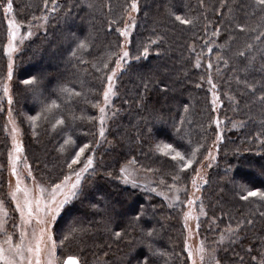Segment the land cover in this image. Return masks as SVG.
<instances>
[{"label":"trees","instance_id":"16d2710c","mask_svg":"<svg viewBox=\"0 0 264 264\" xmlns=\"http://www.w3.org/2000/svg\"><path fill=\"white\" fill-rule=\"evenodd\" d=\"M8 2L0 0L1 166L8 112L40 185L61 183L92 158L53 227L59 263L73 255L80 264H189L181 210L161 195L123 186L121 169L132 164L166 187H188L215 153L201 195L200 239L216 247L219 264H264V201L241 199L264 192V9L255 0H138L101 137L99 108L131 0H11L25 38L14 58L11 103L4 93ZM165 144L174 151H159ZM176 152L194 162L182 171L184 161L171 158Z\"/></svg>","mask_w":264,"mask_h":264},{"label":"snow or ice","instance_id":"6c2138e0","mask_svg":"<svg viewBox=\"0 0 264 264\" xmlns=\"http://www.w3.org/2000/svg\"><path fill=\"white\" fill-rule=\"evenodd\" d=\"M48 0H45V4L47 5ZM255 4L257 6H261L262 9H264V0H255ZM127 10V9H126ZM130 10L131 12H137L138 11V0H131L130 4ZM4 11L6 13H10L12 11V3L11 0H9L8 4L4 7ZM46 20L47 18L44 17ZM131 19V17H130ZM175 20L178 21L180 24H190L191 21L182 18L180 15H175ZM9 28V49H6V52L15 51V48L11 47L12 41L15 39L16 33L19 31V28L15 26L14 22L9 21L8 24ZM120 32L121 36L127 37L129 35V32L127 30V26L124 30L117 29ZM243 31V29H241ZM31 33H29L30 35ZM218 34V33H214ZM261 35H264V33H261ZM259 39V37H257ZM156 41H152V43H155ZM80 49H86L87 45L85 43H80L78 46ZM147 47L144 50V55H147ZM75 54V53H74ZM241 56L244 55L243 52L240 53ZM129 56L128 51H123L122 55L119 56V58L116 61L117 68L121 67V60H124ZM105 68H107V64L104 65ZM196 67H200L199 63L197 62ZM211 67V65H209ZM11 62L9 63V79L11 78ZM116 75V70L113 69L111 71V75L107 77L109 86L107 90L104 92V100L105 105L107 106L110 101L109 97L111 94H114L112 92L113 87V79ZM210 84L212 83L211 79L208 81ZM26 84H33L35 83L34 80H27L25 81ZM199 87V85H197ZM215 87V85H213ZM63 91L68 92L69 94L74 95H80V93H71L69 89H63ZM4 93L5 95L8 94V88L5 85L4 86ZM9 103H11V100H9ZM56 107V104L53 103L49 106L46 110H51V108ZM99 111L101 113L100 122L103 125L105 121L104 113H105V107H100ZM36 118H32L33 123L35 122ZM63 123L62 121H57V124ZM16 129L13 128V138L15 137ZM100 136H104V129L103 127L100 130ZM217 139L219 140L220 137L218 136ZM66 144L71 143V141H66ZM88 147V145H85L84 147L80 148L79 152L76 153L75 158L72 159L71 163H69L68 167L71 169L72 165L77 164L80 160L81 155L84 153L85 149ZM158 150L161 151L163 154L167 155L174 150L171 148L170 145H163L158 146ZM14 152L16 154L22 153V148L19 144L14 143ZM195 155V154H193ZM175 161H184L182 165H180L181 170H185L187 167H190L191 164L194 162V160L191 159H185L184 156H182L179 152H176L175 155L171 157ZM214 159V157H213ZM19 160V156H14L13 153L9 154V163L11 166V175L16 177V183L14 186V189L10 191L9 196L11 198V201L15 204V211L19 213L20 216V223L17 225V228L19 229V242H14L12 235H9L4 225L7 223V218L9 216V212L4 204L3 201H0V235L4 236V240L2 243H0V264H57V260L60 259L56 256L55 249L56 245L52 241V237L50 234V231L48 229V224H50L52 221H55L57 215H59L60 211L64 208V206L71 202L73 198H75L78 194V189L80 186L81 181V173L86 172L88 168L92 166V158L89 157L87 159V163L85 164L84 168L81 169L80 172H76V180L74 183L71 184L70 188L67 190V192L64 191L65 185L67 184V181L70 179V177H65L64 181H62L60 184H55L51 191L49 192V199H47L43 205L41 204V200L39 197H34L32 195V190L27 187L24 184V181L21 177L17 174V162ZM211 165H209L210 167ZM28 176L31 177V172H28ZM121 176L124 179L125 183L129 182L130 174L127 173L126 169H121ZM175 179H179V177H175ZM193 185L195 187V179L193 180ZM175 187V186H172ZM177 191H180V189H176ZM197 190H199L197 188ZM37 191L40 193H43L45 190L40 188L37 185ZM62 195L63 199L58 200L57 196ZM250 197L258 198L259 200L264 201V192H257V191H248L246 195H242L241 199L248 200ZM189 205L193 203V201L189 200ZM201 214H203V209L201 208ZM189 217V214H185V219L187 220ZM35 221L37 225H40L41 227L37 231L36 229H33L31 234L27 231L28 228L32 227V223ZM75 231V229H73ZM148 236H151L152 233H147ZM115 236L119 238L121 236L120 232H116ZM69 237H65L67 240ZM223 238L221 239L222 242ZM185 251L189 253L188 259H193V253L189 250L187 244L185 246ZM203 246H201L197 250V254L200 255V259L203 260ZM46 253V255H45ZM61 264H80L79 258L73 255H69L66 258H63L61 260ZM193 264L195 262L193 261Z\"/></svg>","mask_w":264,"mask_h":264},{"label":"rangeland","instance_id":"374dc122","mask_svg":"<svg viewBox=\"0 0 264 264\" xmlns=\"http://www.w3.org/2000/svg\"><path fill=\"white\" fill-rule=\"evenodd\" d=\"M136 15H137V12H130L129 15H127V18H126L127 21H126L124 29L127 26L129 35L127 37L123 36L124 41H123L122 52L125 50L127 51V46L129 43V38L133 32L134 19ZM5 16H6L7 33H6V40H5V44L3 47V51H4V56L6 58V61H7V65H8V78L5 83V85L8 88V94L5 95V98H7L9 101L11 100V86H10L11 78L9 79V63L11 62V65H12V68H11V74H12L14 58L18 54L20 47L22 43L24 42L25 38L22 35V31H21L19 24L17 23L15 18L12 16L11 12L10 13L5 12ZM9 21L14 22L15 26L19 28V31L16 33L15 39L12 41V45H11V47L15 48V51L6 52V49H9V40H10L9 28H8ZM122 52H121V55H122ZM120 63H121V67L117 68V65H116L114 68L116 70V75L113 79V87H112L113 93L115 92L116 78L118 77V74L121 73V71L123 70V66L125 65L123 60H121ZM109 75H111V73ZM44 78H46L45 75L43 79ZM108 86H109V82H108V79H106V84L103 90L102 102L100 106V107H105V113H104L105 121L102 125L100 122L101 113L99 111V119H98L99 123L98 124H99L100 130L104 126V124L107 123L106 121L108 120V108L110 107L111 101L114 98V94H111L109 97L110 103L107 106L105 105L104 92L107 90ZM13 128L16 129L14 138H13ZM4 133L7 136L9 146H8V150L6 152L5 158H4V165L1 166V163H0V188H1V191L3 192L2 194L0 191V201H3L5 204L4 199H8L10 202V205L13 207L12 214L15 215V220L10 221L9 218H7V223L4 225V228L9 235H12L14 242H19L20 236H19V229L17 228V225H19L20 223V216H19V213L15 211V204L11 201V198L9 196L10 191L14 189V186L16 183V177L11 175L9 154L13 153L14 156L16 155L19 156V160L17 162V174L19 177L23 179L24 184L32 190V195L34 197L40 198L42 205L47 199H49L48 194L51 191L52 187L40 185L38 182H36L32 173H31V177L28 176V172L29 171L31 172V170H30L28 163L26 162L24 158L23 131L21 127L18 125V122L15 119V117L10 112H8V114L6 115ZM14 143L20 145V147L22 148V153L16 154L14 152ZM2 156L3 155H0V158ZM213 157L215 159V153L214 154L211 153L210 156L206 158L205 162L201 164V166L197 169L196 175L190 180L188 187H166L160 182L156 181L154 177H152L151 174L144 172L140 169H137L132 164L126 165L122 168V169H126L127 173L130 174L128 183H125L123 177L121 176V182L123 186L131 187V188H140L142 190L161 195V197L164 198V200H166V202L169 204L171 208H176V209L181 210V224L184 230V249L187 244L189 250L193 253V259L191 260L189 259V264H193V261L195 262V264H219L217 260V256L215 254L216 247L214 245L212 247L210 245H206L200 239V235L198 233L199 220L203 215L201 214V206H200L201 195H202L203 187L205 185L207 172L209 168L211 167V166L209 167V165H212L214 162ZM91 168L92 166L88 168L87 171L91 170ZM80 171L81 170H78V172ZM76 172L68 176L70 177V179L67 181V184L65 185V188H64L65 192H67L71 184L75 182ZM86 172L81 173V180ZM194 179H195V187L193 185ZM37 185L40 188L44 189L45 191L43 193H40L39 191H37ZM197 188L199 190H197ZM176 189H180V191H177ZM57 199L58 200L63 199V196L58 194ZM189 200L193 201L191 205H189L188 203ZM62 210L60 211L59 215H57L55 221H52L50 224H48V229L50 231L52 241L56 245L55 253L57 251V244L54 238L53 227H54L56 220L60 216ZM185 214H189V217L187 220L185 219ZM40 227H41L40 225H37L35 221H33L32 227L28 228L27 231L29 232V234H31L33 229H36L38 231ZM3 240H4V236L0 235V243H2ZM201 246H203V249H204V252H203L204 259L203 260H201L200 255L197 254V250ZM185 252L188 257L189 253L187 251ZM56 256H57V253H56ZM57 264H60L59 260H57Z\"/></svg>","mask_w":264,"mask_h":264}]
</instances>
